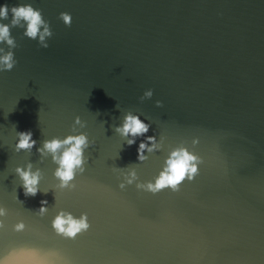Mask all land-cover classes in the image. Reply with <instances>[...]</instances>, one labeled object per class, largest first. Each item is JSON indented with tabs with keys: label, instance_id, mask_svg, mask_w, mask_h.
I'll return each instance as SVG.
<instances>
[{
	"label": "water",
	"instance_id": "95a60500",
	"mask_svg": "<svg viewBox=\"0 0 264 264\" xmlns=\"http://www.w3.org/2000/svg\"><path fill=\"white\" fill-rule=\"evenodd\" d=\"M4 4L40 9L53 36L44 49L13 28L18 63L0 72V207L7 213L0 264L31 251L59 253L57 264H264V0ZM61 12L71 14V27ZM148 89L152 98L141 102ZM129 111L151 125L146 136L163 138L144 162L137 160L144 137L128 146L113 131ZM77 116L86 126L73 132ZM28 130L36 147L80 132L95 141L74 190L58 187L50 156L41 163L36 147L16 152L17 132ZM181 144L203 163L178 192L153 195L136 182L119 188L116 167L132 165L137 182H154ZM30 161L42 172L35 197L24 195L15 173ZM60 210L86 213L89 230L75 239L57 235L52 220Z\"/></svg>",
	"mask_w": 264,
	"mask_h": 264
},
{
	"label": "clouds",
	"instance_id": "9594fccd",
	"mask_svg": "<svg viewBox=\"0 0 264 264\" xmlns=\"http://www.w3.org/2000/svg\"><path fill=\"white\" fill-rule=\"evenodd\" d=\"M10 22L4 23L3 21ZM65 26L71 27L72 16L70 13L61 12L59 17ZM13 28L23 29V36L38 42L40 48L47 49L49 47L48 39L53 36L49 22H47L42 15L40 9L34 8L31 4H16L9 6L4 4L0 6V72L11 71L18 61L15 59L14 49L18 47L15 38L11 31ZM153 90L148 89L144 91L139 98L141 102L146 99H151ZM156 107H163L161 101H156ZM84 128L86 123L83 122L79 116L75 118L72 128L73 132ZM150 124L145 123L139 115L133 114L131 111L127 112L120 125L114 126L113 131L119 134L126 140L128 146L136 144L138 138L144 137L139 143L137 149V160L144 162L148 159L145 153L152 154L159 151L162 147V140L158 142L155 135L146 136L149 132ZM18 140L15 145L16 152L25 151L31 154L37 141L33 139V133L28 131L17 132ZM198 139H193L192 144H198ZM95 141H90L86 133L69 134L65 138L53 137L42 141L41 147H36V152L39 154L40 162L42 163L47 157H51L52 163L57 165L53 173L54 177L59 181L58 187L60 189L74 190L76 184L73 183L76 175L83 174L86 171V163L88 157L85 156V150L94 146ZM203 163L202 159L190 151L183 144L172 149L164 161V166L153 181L137 182L138 175L135 167L129 165L125 168H117L123 175V182L119 184L120 189H125L126 185H132L134 182L138 190L150 192L153 195L162 190L170 189L173 192L180 190L181 184L187 180L192 181L199 174V165ZM127 169V171H124ZM16 175L21 181V186L24 190V195L35 197L40 190L39 184L42 178L40 168L33 171V163L30 161L25 167H16ZM41 207L38 212L43 216L48 208L47 201H41ZM6 209L0 207V217L6 216ZM4 224L0 221V228ZM25 227L23 222L15 225L16 231H21ZM52 228L57 235L67 239H75L79 234L89 230L90 223L86 213H82L79 217L74 216L71 212L60 210L52 220ZM55 257V259H52ZM10 259L17 261V264H57L63 258L56 252H49L46 254H39L36 251L29 253H22L20 255L5 258L3 264H6Z\"/></svg>",
	"mask_w": 264,
	"mask_h": 264
}]
</instances>
